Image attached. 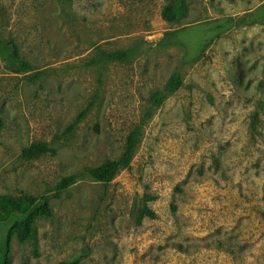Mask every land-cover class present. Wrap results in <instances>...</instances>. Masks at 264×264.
Returning a JSON list of instances; mask_svg holds the SVG:
<instances>
[{
  "label": "rangeland",
  "instance_id": "1",
  "mask_svg": "<svg viewBox=\"0 0 264 264\" xmlns=\"http://www.w3.org/2000/svg\"><path fill=\"white\" fill-rule=\"evenodd\" d=\"M1 43L32 70L0 48V194L53 209L35 240H13L11 264H264V0H0ZM137 128L129 169L56 196ZM54 141L55 155L21 158ZM146 208L156 217L140 220Z\"/></svg>",
  "mask_w": 264,
  "mask_h": 264
},
{
  "label": "trees",
  "instance_id": "2",
  "mask_svg": "<svg viewBox=\"0 0 264 264\" xmlns=\"http://www.w3.org/2000/svg\"><path fill=\"white\" fill-rule=\"evenodd\" d=\"M173 4L166 5L163 10L162 15L164 20L167 22H178V20L180 21L183 15L186 14V8L175 6ZM176 36L177 34L175 33V38ZM0 48L9 58L8 66L14 73L19 74L32 70L30 62L20 56L18 48L15 44L1 43ZM41 76L42 73L37 72L30 78V80L35 81ZM238 76L241 79L242 70H240L239 67ZM180 86V79L175 77L168 83L166 93L168 94L174 92L178 90ZM161 94L158 93L157 96L155 95V97H158L156 100L158 104L163 102ZM86 114L87 111H83L77 117L74 124L67 129L68 132H72L76 124L81 122L85 118ZM139 133V128L132 131L127 138L123 152L117 159L107 160L98 167L88 168L80 175H71L61 178L55 186L56 196H60L70 187L74 186L79 181L81 176L87 175L97 182L108 183L111 182L121 170L129 169L137 148ZM58 140L59 137H56L55 141ZM55 141L53 143L39 142L32 144L23 149L21 158L25 161H32L47 154L55 155L57 153V147L54 146V143L56 144ZM52 217L53 209L50 197L47 195H32L23 193L21 196L14 197L0 194V224L9 225L6 236L0 243V264H11L12 243L15 238L22 244L35 240L37 234V222L41 219H50ZM145 217L155 218L156 214L146 208L139 212L140 220ZM61 264L80 263L79 260L76 259L74 261H65Z\"/></svg>",
  "mask_w": 264,
  "mask_h": 264
}]
</instances>
